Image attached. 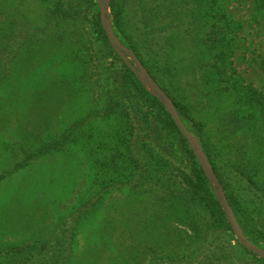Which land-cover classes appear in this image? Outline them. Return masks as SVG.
Wrapping results in <instances>:
<instances>
[{
	"label": "trees",
	"instance_id": "1",
	"mask_svg": "<svg viewBox=\"0 0 264 264\" xmlns=\"http://www.w3.org/2000/svg\"><path fill=\"white\" fill-rule=\"evenodd\" d=\"M26 1L0 0V139L6 141L2 145L10 160L0 182L26 169L28 162L66 152L71 144L85 149L94 174L85 198L70 213L71 222L57 223L44 240L0 245V264H264L241 246L214 240L218 231L230 227L160 102L112 50L119 65L105 76L82 27H76L75 40L69 38L65 27L91 9L93 32L108 44L95 0H34V12H26ZM221 1L132 0L129 16L124 8L129 0H111V14L119 40L171 98L199 140L244 235L264 240V219L255 232V208L246 198L253 194L260 202L256 212L264 214V92L233 66L237 23ZM250 1L264 18V0ZM38 18L41 26H33ZM28 46L33 50L26 52ZM56 53L65 60L61 66L51 61L47 72L54 70L59 77L60 69H69L60 85L77 94L75 103L89 99L82 105L86 113L63 131L48 123L41 140L32 139L38 148L26 150L20 109L26 96V57L31 66L38 57L52 60ZM70 75L73 81L67 80ZM168 81L173 90H168ZM8 131L15 142L4 139ZM231 179L244 181L242 194ZM99 212L90 241L76 254L81 223ZM241 252L251 259L235 263Z\"/></svg>",
	"mask_w": 264,
	"mask_h": 264
},
{
	"label": "rangeland",
	"instance_id": "2",
	"mask_svg": "<svg viewBox=\"0 0 264 264\" xmlns=\"http://www.w3.org/2000/svg\"><path fill=\"white\" fill-rule=\"evenodd\" d=\"M221 2L227 5L228 13L233 16L232 19L237 23V29L233 36V66L242 79L264 92V18L253 10L250 0H223ZM37 7L34 0L26 1V12H34ZM124 8L130 16L134 8L132 0H129L128 5ZM91 14V9H87L84 17L68 24L65 30L68 32L69 38L75 40V33L78 34L76 27H82L83 35L89 40L87 47L93 48L92 50L97 54L100 59V67L104 69L106 76L111 70L116 71L119 63L110 54L112 48L109 42L108 44L105 43L93 32ZM109 20L114 31L111 0H109ZM35 23L37 24L33 26H41L42 19L38 18ZM26 28L30 30L31 27ZM137 34H139L138 31ZM115 35L118 38L116 33ZM42 36L45 39L46 36ZM55 37L56 35L53 37L54 41ZM58 38L56 37V40ZM26 40L29 41V39ZM67 42L65 46L70 45L72 40ZM30 48L33 50L34 47L28 46L26 52ZM76 50L74 49V51ZM112 52L114 53L113 50ZM50 58L52 60L38 57L30 66L29 58L26 57V82L23 83L26 86V96L22 97V100L20 99L21 115L26 124V150L38 148L37 142L34 141L32 145V139L41 140V132L43 133L41 129L45 128L48 123L58 125V127L54 126L52 130L63 131L70 122L78 120L83 113H86V109L82 105L86 106L85 102L89 99H80L79 102L76 101L75 103L77 94L69 93L68 88L60 85L61 76L69 74V69V73L60 69L57 74L59 77H54V70H50L51 73L47 72L51 61L52 64L58 63L61 66V61L65 59L61 57V53H56ZM67 80L73 81V76L70 75ZM166 86L168 90L175 88L170 85V81ZM73 87L77 88L76 85ZM188 95L189 93H186L187 97ZM51 119L52 122H50ZM4 139L11 143L16 140L9 131ZM3 142L6 141L0 139V173L5 167L7 168L10 161L9 153L2 145ZM93 174L92 162L85 149L78 144H71L66 152L28 162L26 169L1 181L0 245H12L24 240H44L43 235L46 234L51 237L53 233L47 231L55 230L62 220L67 219L68 222H71L70 213L77 209L79 203L85 198ZM230 181L242 194V188L245 186L244 181L239 179H231ZM247 197L252 200L251 207L255 208V211L252 210L251 221L256 226L255 232L258 233L264 214L261 215L256 212L260 206L259 200L251 193L246 195ZM100 219L101 213L99 212L81 223L76 238V254H80L83 246L85 247V244L90 241L87 240L89 233ZM57 223L59 224L56 226ZM247 239L264 250V240H251L248 237ZM214 240H224L226 244L240 246L232 232L227 230L218 231ZM241 255L240 259L235 260V263H242L251 259L244 252H241Z\"/></svg>",
	"mask_w": 264,
	"mask_h": 264
},
{
	"label": "water",
	"instance_id": "3",
	"mask_svg": "<svg viewBox=\"0 0 264 264\" xmlns=\"http://www.w3.org/2000/svg\"><path fill=\"white\" fill-rule=\"evenodd\" d=\"M99 12V22L105 33L107 41L112 50L123 64L133 73L135 78L146 89V91L157 99L168 113L181 136L185 139L190 150L195 156L201 170L210 183L214 196L219 207L224 214L230 230L235 237L237 243L247 250L249 253L264 260V250L252 244L243 234L240 225L229 205L225 191L218 180L209 160L207 159L199 140L191 134L188 128L178 115L176 106L166 92L157 84V82L149 75L145 67L136 58V56L125 47L116 37L111 22L109 20V0H95Z\"/></svg>",
	"mask_w": 264,
	"mask_h": 264
}]
</instances>
